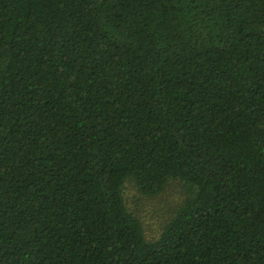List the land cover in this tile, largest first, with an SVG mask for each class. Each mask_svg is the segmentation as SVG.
Masks as SVG:
<instances>
[{
  "label": "trees",
  "instance_id": "1",
  "mask_svg": "<svg viewBox=\"0 0 264 264\" xmlns=\"http://www.w3.org/2000/svg\"><path fill=\"white\" fill-rule=\"evenodd\" d=\"M0 264H264V0H0Z\"/></svg>",
  "mask_w": 264,
  "mask_h": 264
},
{
  "label": "rangeland",
  "instance_id": "2",
  "mask_svg": "<svg viewBox=\"0 0 264 264\" xmlns=\"http://www.w3.org/2000/svg\"><path fill=\"white\" fill-rule=\"evenodd\" d=\"M124 197L130 212L140 220L147 239L155 240L186 195L179 181H170L164 192L156 197L140 195L133 184L127 182Z\"/></svg>",
  "mask_w": 264,
  "mask_h": 264
}]
</instances>
